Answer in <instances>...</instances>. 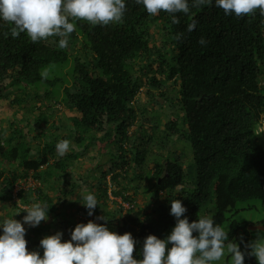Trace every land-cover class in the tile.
I'll list each match as a JSON object with an SVG mask.
<instances>
[{"label":"trees","instance_id":"obj_1","mask_svg":"<svg viewBox=\"0 0 264 264\" xmlns=\"http://www.w3.org/2000/svg\"><path fill=\"white\" fill-rule=\"evenodd\" d=\"M124 3L122 20L107 26L69 18L75 31L63 49L58 47L59 37L33 43L21 33L13 39L7 34L12 25L0 19V105L27 113L40 110L34 123L26 117L25 126L26 121L11 120V135L0 124V207L11 203L6 216L23 218L27 209L22 206L38 200L49 209L46 216L53 215L69 228L70 220L59 213L61 199L54 203L46 190L56 189L52 182L63 180L72 164L99 141L101 157L117 161L108 170L116 186L110 192L129 205L114 212L104 209L101 202L110 199L108 172H103L99 190L90 193L98 202L93 218L118 235L130 233L135 241L134 259H142L149 235L165 240L171 234L176 218L170 215V202L176 199L187 209L182 218L189 223L197 221L199 212L228 231L229 240L238 241L242 252L250 251L245 245L264 238V231H251L253 225L234 217L258 208L239 207L243 203L259 202L264 209V133H258L264 119V16L259 9L242 18L225 15L212 0L200 8L190 7L188 15L177 13L179 23L172 24L170 14L161 11L152 16L135 0ZM192 19L196 28L189 33ZM154 23H158L154 31L162 32L160 47L149 30ZM180 33L183 36L177 40ZM201 37L206 40L203 46L198 43ZM72 45H80L81 51L75 52ZM69 64L71 68L65 72ZM45 72L47 75H42ZM167 84L179 87L169 107H177L183 114L165 122L160 130V121L146 118V109L136 103L146 85L161 90ZM60 90L72 113L67 116L71 127L64 134L57 133L52 115L44 109L53 100L50 97L57 101ZM147 95L156 100L165 94L147 91ZM33 99L43 105L31 104ZM31 129L41 132L32 137ZM99 132L104 135L98 137ZM175 137L191 144L194 188L187 183L183 163L175 152L162 156ZM61 140L70 141L64 156L56 150ZM111 146L115 151L107 153ZM106 164L99 163L97 169ZM125 166L134 168V183L142 181L145 168H149L147 177L153 188L142 191L150 195L152 206H137L140 184L133 195L127 194L125 177L118 172ZM124 174L128 172L124 170ZM28 179L40 185L19 190L16 197L20 203H16V185ZM84 212L88 214V209ZM103 216L107 223L97 219ZM255 225L264 227V217ZM43 227L36 229L38 236L43 235ZM42 239L36 241L31 236L28 240L40 244ZM244 264L258 261L246 254Z\"/></svg>","mask_w":264,"mask_h":264},{"label":"clouds","instance_id":"obj_2","mask_svg":"<svg viewBox=\"0 0 264 264\" xmlns=\"http://www.w3.org/2000/svg\"><path fill=\"white\" fill-rule=\"evenodd\" d=\"M135 2L142 4L152 16L161 11L170 14L171 23L178 24L177 13L188 15L190 7L200 8L211 4L212 0H192L191 5L189 0ZM215 6L222 9L225 15L235 14L237 18L255 15L257 9L264 16V0H215ZM125 11L124 0H0V19L12 25L7 34L13 39L18 38L21 33H26L33 43L48 40L49 37H59L58 47L61 49L68 47V36L75 31V25L69 22V18L107 26L121 21ZM196 23L192 19L188 24L189 33L195 30ZM182 36V33L177 34V40ZM198 43L203 46L206 40L201 37ZM42 75L46 76L47 73ZM263 120L258 127V133H264L261 131ZM69 144L68 140L59 141L56 144L58 155L64 156ZM27 181L34 185L31 179L18 182L15 198ZM83 200L82 206L92 216L97 207V199L93 194H88ZM170 205V215L176 218L171 234L165 240L149 235L143 244L142 259L138 260L133 258L135 241L130 233L118 235L106 226L91 221L77 224L68 242H61L63 234L60 232L43 238L40 241L44 250L43 258L38 252H28L23 225L37 227L41 221H47L46 213L49 210L46 205L33 203L27 208L23 223L12 218L5 219L0 224L3 229V235H0V264H213L226 253L232 264H244L246 254L255 257L258 264H264V238L257 237L245 245L250 251L242 252L237 243L229 240L228 231L216 224L214 219L201 216L198 212L197 221L189 223L187 218H182L187 209L180 200H173ZM97 219L107 223L104 216ZM193 233L198 235L194 237ZM168 244L172 245L170 249L166 248Z\"/></svg>","mask_w":264,"mask_h":264},{"label":"rangeland","instance_id":"obj_3","mask_svg":"<svg viewBox=\"0 0 264 264\" xmlns=\"http://www.w3.org/2000/svg\"><path fill=\"white\" fill-rule=\"evenodd\" d=\"M158 23H154L150 27L151 35L153 36L155 44L160 47V42L162 38V32L158 31V34L154 31V26ZM80 45H72V49L76 51H81ZM143 62V61H142ZM141 62V63H142ZM71 64L66 67L65 72L70 70ZM71 77L68 76L67 79H70ZM178 86H174L173 84H167L164 88L161 90H158L156 88H153L151 86H145L141 92L138 95V102L136 103L138 106L146 109L145 117L148 119H152V121H155L156 119L160 121L159 123V129H164V123L168 120L172 119L173 117H178L182 115L183 113L177 108V107H169V103L171 99L174 98L176 93L178 92ZM147 91L151 93H155L158 95L159 93H164L165 95L162 97L158 96L156 100H151L149 95H147ZM32 93V90L29 91ZM53 100L48 101V106H45V110L47 113H50L52 115L51 121L52 123L55 122V125L58 128L57 133H67L66 131L71 127V125L67 121V116L72 115L71 111L69 110V107L67 103L63 99V90H60V96L56 97L57 101L55 100V96L50 97ZM31 104L38 106H42L43 103L33 99ZM50 106V108H48ZM40 113V110H35L32 113H27L26 111H20L18 108H11L8 104H1L0 105V124L8 133H12L10 128L11 120H23L26 121L25 117L30 123H34L35 119L38 117ZM179 122L182 123V118L179 117ZM27 123L24 122L23 126ZM41 131L38 129L30 130V133L33 136H36ZM98 137H102L104 135V132L96 133ZM32 137H30L31 142L34 143L32 140ZM75 143H73L74 145ZM101 149V143L98 141L95 143V145L85 151V153L81 156L79 160L74 162L71 166V169L68 172V175L63 178V180L58 182H52L51 187L56 186V189H47L46 192L50 195L51 199L54 203H58V200L61 199V203L57 204L59 208V213L63 214L64 217L67 219V221L70 220V226L69 228H64L60 222L55 220L54 216H48L47 221H41V223L37 227H30L27 224H24V228L26 232H28V235H25V240L27 241V250L28 252H38L40 257L43 258V248L40 246V244H33L31 243V240L29 241V237H34L37 239L36 241L55 235L57 232L62 233V239L61 242H68L71 239V232L75 229L77 224H87L89 221L96 223L99 225V220H94L93 215L89 216L84 212V209L86 207L82 206L84 203L83 197L90 194L91 190L94 189L99 190L100 186V179L103 172H108L110 170L112 163H117V161L113 160L109 162V157L104 156L101 157L100 153ZM115 146H111L107 153L114 152ZM169 151L175 152V156H177L180 161L183 163L184 171L186 175V181L189 183V186L195 187L196 185V175L194 172V165H193V152L191 148V144L189 142H185L182 139H179V137H175V141L172 144L166 145L164 150L162 151V156L168 155ZM103 155V154H102ZM131 157V156H130ZM155 157H158L155 155ZM103 162V164H106L105 166L102 165L100 169H97V165L99 163ZM8 170V166H6ZM119 169L118 172L123 174L125 177V181L123 182L124 186H128L129 191L127 194L133 195L135 192L136 185L138 186L140 184L141 192H138L135 196L137 206L144 208L145 206L149 205L152 206V202L149 199L148 194H143L142 190H151L153 188V182L147 177V169L145 168V175L144 179L140 182H131L132 176L135 173V170L131 166H125L123 170ZM124 170L128 172L127 175L124 174ZM7 173V172H6ZM95 177V179H94ZM112 174L108 172L107 181H108V189H109V199L108 202L106 201L101 202V205L104 206V209L109 212H114L116 210H119L121 207H124L125 209L128 208V203L124 202L120 196L115 197L113 194H111L110 191L113 193V189L116 187L114 185V182L111 181ZM24 184V183H23ZM25 187H34L38 188L40 185V182L34 181V185L27 181V183L24 184ZM33 185V186H31ZM93 187V188H91ZM97 199V197H95ZM34 199L37 200V196H34ZM14 201L16 203H20L19 198H14ZM19 201V202H18ZM38 202V200L36 201ZM34 202V203H36ZM39 203V202H38ZM9 204V206H8ZM6 204V206L0 207V219H15L17 221H20L23 223V218H17L15 216H6L9 212L8 209H10L11 203ZM33 203L30 204V206H22L23 209H27L31 207ZM257 206V209L251 210V211H241L238 212L234 220L237 222H247L250 225H255L258 223L263 217H264V209L262 208V205L259 202H248L240 204L239 207H247V206ZM9 207V208H6ZM6 208V209H5ZM47 218V216H46ZM43 225V235L41 234L38 236L36 233V229L41 227ZM34 235V236H33ZM31 243V244H30ZM238 244V241L236 242ZM213 264H232V261L230 259V256L226 253L224 257L221 258L219 261L213 262Z\"/></svg>","mask_w":264,"mask_h":264},{"label":"water","instance_id":"obj_4","mask_svg":"<svg viewBox=\"0 0 264 264\" xmlns=\"http://www.w3.org/2000/svg\"><path fill=\"white\" fill-rule=\"evenodd\" d=\"M249 229L251 231H256V230H262V231H264V227H262V226H251V227H249Z\"/></svg>","mask_w":264,"mask_h":264},{"label":"built area","instance_id":"obj_5","mask_svg":"<svg viewBox=\"0 0 264 264\" xmlns=\"http://www.w3.org/2000/svg\"><path fill=\"white\" fill-rule=\"evenodd\" d=\"M261 131H264V120H263V123H262V126H261ZM31 182V181H30ZM32 183V182H31ZM22 188L23 189H26V188H30V187H25V185L23 184L22 185Z\"/></svg>","mask_w":264,"mask_h":264}]
</instances>
